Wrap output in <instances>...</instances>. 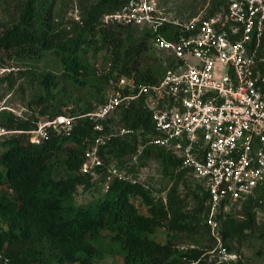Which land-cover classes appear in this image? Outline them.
I'll return each instance as SVG.
<instances>
[{
	"label": "trees",
	"instance_id": "obj_1",
	"mask_svg": "<svg viewBox=\"0 0 264 264\" xmlns=\"http://www.w3.org/2000/svg\"><path fill=\"white\" fill-rule=\"evenodd\" d=\"M126 1L83 0L79 8L80 31L70 37L59 33L51 24L53 0L18 1L16 18L0 29V51H12L26 58L51 52L60 64L61 76L46 71L40 78V93L33 102L41 105L43 115L54 118L61 112L59 108L54 109L52 103L59 104L65 93L62 81L74 90L90 82V98L97 97L94 107L92 101L80 97L83 102L77 108L80 112L70 113L77 115L104 102L111 78L134 74L138 81L152 82L163 75L167 65L163 64V52L153 47L155 32L149 27L139 30L137 26L103 22L106 14L122 9ZM0 3L6 1L0 0ZM226 3L227 0H213L207 14L225 8ZM174 30L168 24L159 28L167 38H172ZM89 40L93 41V56L102 47L109 51L107 58L111 65L103 74H97L95 62L90 60L92 55L88 56L85 45L89 46ZM260 54L264 56V37ZM147 58L154 60L157 68L150 66ZM104 65L102 62L101 66ZM262 66L264 71V62ZM113 123L132 132L110 136L106 144L100 146L99 155L106 164L112 157L135 152L139 138L143 141L147 135L155 133L151 111L142 96L115 110L103 121L102 132L93 128L92 119L79 117L69 134L48 127L39 144L32 143L24 132L32 127L27 120L0 110V126L22 131L0 139L4 147L0 153V184L4 187L0 190V264H94L103 253L98 241L106 237L120 246L122 264L204 263L203 248L192 246L180 250L176 242L186 235L197 239L198 245L204 238L214 247L215 240L206 222L208 193L195 178L191 188L195 203L192 208H186L178 180L181 172L188 170L181 168V158L169 149L146 146L138 155L153 156L170 171L167 174L173 184L164 197L139 180L131 182L114 177L93 204L75 205L73 202L76 183L85 181L75 171L95 138L110 132ZM58 155H64L61 161L73 172L71 177H53L54 158ZM174 170L179 173L173 174ZM81 174L86 175L87 181L92 175ZM133 198H138L146 207L145 214L138 211ZM259 210L264 212V188H256L246 199L232 204L228 211L216 214L221 242L228 251H233L231 241L247 242L255 234L264 238V226L257 218ZM161 226L167 231L165 242L152 237ZM236 261L227 264H237L238 258Z\"/></svg>",
	"mask_w": 264,
	"mask_h": 264
},
{
	"label": "built area",
	"instance_id": "obj_2",
	"mask_svg": "<svg viewBox=\"0 0 264 264\" xmlns=\"http://www.w3.org/2000/svg\"><path fill=\"white\" fill-rule=\"evenodd\" d=\"M162 13L155 0H127L122 9L103 17L104 23L147 26L155 32L153 47L163 52L167 65L162 76L152 82L138 81L134 74L111 78L102 104L48 119L29 140L39 144L48 127L69 134L79 117L92 119L93 128L102 132L103 121L115 110L142 96L155 133L139 138L133 159L146 146L164 147L181 158V168L192 172L208 193L206 222L215 240L210 256H215L214 264H227L239 256L222 244L216 214L264 188V0H227L225 8L184 23ZM166 24L175 29L172 38L159 31ZM110 65V60L104 67L94 63L97 74ZM18 131L0 126V139ZM131 132L121 127L98 135L85 152L81 172L93 174L104 165L99 149L110 136ZM107 171L105 190L114 177L137 181L114 165Z\"/></svg>",
	"mask_w": 264,
	"mask_h": 264
},
{
	"label": "rangeland",
	"instance_id": "obj_3",
	"mask_svg": "<svg viewBox=\"0 0 264 264\" xmlns=\"http://www.w3.org/2000/svg\"><path fill=\"white\" fill-rule=\"evenodd\" d=\"M6 3H0V29L5 23L15 19L17 16V4L19 0H5ZM94 1V0H86ZM83 0H53L52 2V25L55 30L64 36L70 37L79 32V14L80 5ZM157 7L168 19L184 23L196 15L207 14L212 6L213 0H155ZM139 30L147 26H137ZM95 42V41H94ZM89 46L85 45L88 50V56L92 55L93 41L89 40ZM87 44V43H86ZM151 56V53L148 54ZM109 57V51L106 47H102L96 54L92 55V62H106ZM147 63L157 68L154 60L147 58ZM46 71H52L62 75L61 66L57 63L51 52H45L32 57L26 58L14 54L12 51H0V110H6L14 114L20 120H27L32 125L30 130L24 131L31 138L33 128L40 123H44L49 117L41 113V105L35 104L34 97L40 93V78ZM62 87L65 89L64 95L60 99V103H52L54 109L59 108V115L78 113V106L83 104L81 98L92 101L93 107L96 104L97 97L90 98L92 89L90 82L79 90H74L67 82L62 81ZM84 100V99H83ZM85 100V101H86ZM35 125V126H34ZM118 123H113L111 132L118 130ZM18 132H22L19 130ZM4 150L0 140V153ZM135 152H127L117 157H112L109 164L99 169H94L89 181L86 175L81 174L80 168L75 174L85 181L77 182L72 199L75 205L93 204L98 200L105 191L104 180L108 176L107 168L116 164L118 170L122 173L129 174L145 184L153 191L162 196L173 184V179L167 173L163 165L153 156H137L133 159ZM64 155H58L54 158L52 175L55 179H66L73 175L62 163ZM1 169V166H0ZM179 173L174 170L173 174ZM194 175L192 172H181V179L178 181L179 192L185 197L186 208L194 206V198L191 194V188L194 183ZM4 188L0 184V190ZM133 202L140 213H146V207L138 198H133ZM238 209V206L235 208ZM258 221L264 226V212L258 211ZM152 237L158 242H165L167 239V231L164 226L159 227ZM194 237L182 235L176 242V246L180 250H185L195 246L205 250L202 260L203 264H213L216 261L215 256H210L212 244L203 238L201 245L196 244ZM232 252L238 254L237 264H264V238L253 235L247 242L231 241ZM98 247L103 252L101 257L94 264H122V250L117 243L110 241L107 237L98 241ZM237 260V259H236ZM235 260V261H236ZM184 261V260H183ZM237 262V261H236ZM176 264V263H175ZM181 264V262H178ZM197 264V262L187 263Z\"/></svg>",
	"mask_w": 264,
	"mask_h": 264
}]
</instances>
